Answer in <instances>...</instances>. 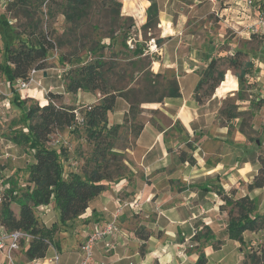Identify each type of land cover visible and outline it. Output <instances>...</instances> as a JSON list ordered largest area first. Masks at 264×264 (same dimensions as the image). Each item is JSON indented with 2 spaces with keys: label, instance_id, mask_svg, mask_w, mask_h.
<instances>
[{
  "label": "rangeland",
  "instance_id": "374dc122",
  "mask_svg": "<svg viewBox=\"0 0 264 264\" xmlns=\"http://www.w3.org/2000/svg\"><path fill=\"white\" fill-rule=\"evenodd\" d=\"M53 1L32 0L28 5H18L17 8L8 9L10 1L0 0V66L5 64L6 47L16 48L28 41L22 34L25 31L29 32L36 28L53 44V49L48 52L43 62V69H31L36 71L33 75L34 83L29 85L27 91L18 94L20 102L23 103L17 106L11 103L12 99H8L0 116V171L2 175L9 176L4 183L11 186L15 181L17 185L10 197L19 194V189L25 190L26 168L33 163V152L14 145L11 137L19 131L27 134V123L24 122L23 116L31 105L41 107L48 102L49 94L62 95V98L54 99L52 103L56 107H71L75 123L71 127L54 130L48 136L45 145L57 152L64 150L65 155L61 157V165L65 176L70 173L82 176L92 170L95 163H101L102 171L110 176L112 182H115L117 176L124 177L130 170L129 179L133 176L132 173H135V168L131 165L128 154L135 147L134 138L139 127L144 128L146 123L162 128L171 126L165 133V140L169 141L170 137L181 142L182 146L176 148L178 157H188L189 166L203 164L201 161L206 165H212L218 161L225 169L218 174L208 176L212 178V182L207 184L213 191V198L219 203L215 218H211L213 222L210 224L211 229L203 226L199 231L193 230L192 237L184 245L178 246V249L182 250L191 264L195 262L200 252L204 253L206 264H242L251 253L260 256L262 258L260 264H264V225L259 231L245 232L242 243L230 240L226 232L229 218L237 217L236 203L243 198H247L248 201L254 200L255 213L264 217V187L253 188L256 179L264 178V164H262L264 161V37L256 35L248 42H240L239 47L229 50V53L223 51L227 49L226 45H218L217 50L224 53L215 55L211 60L216 62L217 73H223L225 77L213 93L209 90L211 85L209 84L198 91V100L195 95L193 96L195 103L200 107V115L195 123L197 132L195 134L192 128L191 135V132L185 133L179 121L173 122L172 114L166 110V103L179 99L168 98L169 90L174 87L173 80L177 84L178 80L173 70L157 69V56H161L160 48L165 43L159 34V13L157 24L143 29L146 15L144 10L143 13L138 9L143 0L135 1L133 7L129 6L132 0H128L127 3L125 0H114L121 5L119 15L111 14L105 5L93 4L86 18L71 24L61 15L59 8L61 0ZM177 1H172L168 6L177 10L188 3L187 0ZM219 7H222V2ZM214 15L217 14L214 13L205 21L211 23L216 19ZM197 25L193 27L195 31L201 28L200 24ZM231 34L232 31L228 30L226 41H230ZM136 45L143 48L141 57L132 55ZM91 48L95 49L92 60H100L104 63L105 89L118 90L121 93V98L116 99L113 110L106 115V127L102 132L104 140L102 139L100 146H96V142L88 137L84 114L98 103L102 98L101 94L97 91L67 94L63 80V76L70 70L88 62ZM238 52L240 55L236 56ZM61 57L65 58L64 62L60 61ZM235 59L238 67L241 65V68L228 69L229 61ZM245 64L250 66L245 67L247 74L241 91L237 93L238 86L234 74H239ZM190 79L193 80V77H185L182 80L184 88L182 92L178 85L183 99L192 92ZM5 83L6 79L0 72V84L5 87ZM213 95L220 98L210 101ZM130 105L133 107L131 111ZM203 105L205 106L202 107ZM227 114L232 115L234 119H227ZM116 125L118 126L116 137L111 141L105 135V131ZM182 133L186 135L180 137L184 135ZM110 141L111 152L108 151ZM102 150L105 153L103 160L99 155ZM4 152L7 153L8 160H4ZM111 153L119 154L117 160L111 161ZM217 154L223 155L220 161L214 159ZM236 162H240L238 167L250 163V170L247 173L245 171H241V174L234 173V169L230 170V168ZM128 179L124 181L127 182ZM224 198H227L229 203H225ZM134 201L137 203V208L139 207L134 209L138 214L130 217L127 229L133 234L137 231L142 236H147L148 241L150 236L156 237L155 233L146 226V223L153 220L149 219V214L142 215L141 200ZM131 202L133 201L121 204L126 205L123 211L129 208L127 205ZM150 203L151 199H148L147 204ZM10 207L17 215L18 206L12 203ZM150 210L156 211L153 207L145 209L148 211L146 213ZM33 212L39 227L50 228L57 219L52 203L45 207H37ZM72 229L73 226L59 228L53 236V242L62 244V247L68 249L74 248L78 239L76 232H71ZM135 236L138 238L136 234ZM180 237L184 239L183 236ZM195 237L197 239L193 240ZM138 240L143 243L140 245L141 251H145L147 241L140 238ZM26 247L27 244L21 245L13 254L11 263L0 255V264H48L45 260L54 256V248L49 247L44 260L29 262L24 256ZM56 253L58 264H64L60 253L58 251ZM135 263L133 259L127 258L120 264Z\"/></svg>",
  "mask_w": 264,
  "mask_h": 264
},
{
  "label": "crops",
  "instance_id": "0c3cea01",
  "mask_svg": "<svg viewBox=\"0 0 264 264\" xmlns=\"http://www.w3.org/2000/svg\"><path fill=\"white\" fill-rule=\"evenodd\" d=\"M172 1L175 0H157L159 34L165 40L160 48L161 56H157V69L173 70L181 92L184 89L182 80L185 77H193V80L190 79L192 92L187 97L183 99L181 93L178 100L166 103V110L172 114L173 122L179 121L185 133L191 132L192 135V128L195 134L197 132L195 123L200 115V107L193 98L200 72L215 55L224 53L217 50L218 45H226L227 49L223 51L229 53V50L239 47L240 42H248L256 35L264 37L263 29L256 34H250L243 29L254 21L261 6L256 4L259 7L252 8L253 12L248 18L243 9L245 0H187L188 3L177 10L168 6ZM221 2L222 7H219ZM142 3H146L145 11L149 2L143 0L140 5ZM214 13L217 14L214 15L216 19L211 23L206 22L205 20ZM197 24H200L201 28L195 31L193 27L198 26ZM228 30L232 31L231 38H228L230 41H226ZM3 90L8 92L7 84ZM217 98L220 97L213 95L210 101ZM169 128L145 124L134 141V149L128 154L135 173H132L133 176L127 182L122 180L110 185L109 190L91 201L85 213L72 223L71 232H76L78 240L72 249L59 245L58 252L64 264H79L82 256L79 245L88 233L93 228L110 222L113 211L120 204L134 200H141L142 215L149 214V219L153 220L146 223V226L156 237L150 236L145 251L141 252L140 245L143 243L127 229L130 217L138 212L126 208L117 221V232L107 238V241L114 245V250L105 253L102 243H98L94 247L93 264H120L127 258L133 259L135 264H191L178 246L184 245L192 237L193 230L199 231L203 226L211 229V218H215L219 203L213 198V191L207 184L212 182V178L208 176L225 169L218 161L212 165L201 161L203 164L189 166L188 157H178L176 148L182 146L181 142L170 137H167L169 141L165 140V133ZM185 133L180 137L185 136ZM215 158L219 160L223 155L217 154ZM239 163L236 162L230 170L234 169V173L238 174L250 170V163L238 167ZM216 177L217 175L215 179ZM148 199H151L150 204H147ZM152 207L156 211L150 210L146 213L148 211L145 209ZM104 209L107 211L104 212ZM137 258L139 260H135Z\"/></svg>",
  "mask_w": 264,
  "mask_h": 264
},
{
  "label": "trees",
  "instance_id": "16d2710c",
  "mask_svg": "<svg viewBox=\"0 0 264 264\" xmlns=\"http://www.w3.org/2000/svg\"><path fill=\"white\" fill-rule=\"evenodd\" d=\"M8 9L17 8L18 5H28L32 0H9ZM36 2V0H34ZM149 2L148 8L145 10L146 23L143 29H147L157 24L159 8L156 0H146ZM51 2H54L51 0ZM56 3V1H55ZM101 4L108 7L113 15H119L120 3L114 0H61L59 8L61 15L71 24H75L81 19L86 18L87 13L92 5ZM5 24V23H3ZM29 30V29H28ZM33 30V31H32ZM31 31L22 33L28 41L21 43L16 48H5V64L0 66V72L6 79L9 99L11 103L20 106L18 93L14 89V84L19 80H26L31 69L42 70L43 62L49 51L53 49V44L47 40L46 35L42 31L33 28ZM95 49H89L88 62L79 67L70 70L63 76L65 81V92L67 94H75L78 91L99 92L102 98L97 104L92 106L85 114L84 121L87 128L88 137L94 140L96 146H100L102 132L106 127V115L111 112L115 106L117 98H121L118 90L105 89L103 83L104 63L100 60H92ZM132 55L141 57L143 48L136 45L132 51ZM240 53H236L239 56ZM61 62L65 61L64 57L60 58ZM246 66L240 70L239 74H234L238 86L239 93L241 91L244 77L247 74ZM238 67L237 59L229 61L228 69L235 70ZM223 73H217L216 62L211 60L207 67L200 73L198 83L194 90L196 100L197 93L204 86L210 85V91L213 93L219 84L224 80ZM174 87L169 90L168 98L178 99L181 97L178 84L173 80ZM62 95L47 96V103L41 107L31 105L23 116L24 122L27 123V134L21 131L11 137L14 145L25 147L33 152V163L26 168L27 180L25 190L19 189V194L11 196L16 188V182L13 181L6 191V198L0 205V224L6 231L20 230L31 236V240L27 243L24 256L27 261L44 260L49 247L59 250V244L53 242V236L58 232L59 228L71 227L72 223L79 219L89 207V203L99 195L107 191L111 183H117L128 179L130 170L123 176H117L115 182L111 181L109 175L102 171L101 163H95L94 168L89 172H85L82 176L77 173H70L67 176L63 174L61 165V157L65 155L64 150L59 152L46 147L48 136L54 130H62L71 127L75 123V116L71 107L53 105L54 99H60ZM133 107L130 105V111ZM229 120L234 119L230 114L226 115ZM118 126H112L105 131V135L115 140ZM143 126H140L136 132L135 139L140 135ZM111 141L108 143V151L111 152ZM100 159H104V151H100ZM118 153H111V161L117 160ZM264 164V161H262ZM106 182V184H105ZM11 187V188H10ZM264 187V178L256 179L254 187L261 189ZM225 203H229L224 198ZM247 203V204H244ZM18 206V214L15 215L11 209V204ZM53 203L56 211V221L50 228L39 227L33 210L37 207H45ZM238 210L237 217H230L226 232L228 238L232 241L242 243L243 234L245 232L259 231L264 225V217H260L255 213V201H248L247 198L236 203ZM261 220V222H260ZM138 238L147 241V236H142L139 232L135 233ZM206 238V237H204ZM209 238V237H208ZM195 237L193 240H196ZM141 251V248H140ZM142 252V251H141ZM262 258L255 253L247 255L246 260L242 264H260ZM207 259L203 252H200L193 264H206Z\"/></svg>",
  "mask_w": 264,
  "mask_h": 264
},
{
  "label": "built area",
  "instance_id": "2783aa9c",
  "mask_svg": "<svg viewBox=\"0 0 264 264\" xmlns=\"http://www.w3.org/2000/svg\"><path fill=\"white\" fill-rule=\"evenodd\" d=\"M256 4L261 6V10L258 11L254 21L248 25H245V27L243 28L250 34H256L260 30H264V0H245L243 9L247 12L249 18L251 13L253 12L252 8L258 6ZM35 73V70H31L28 73V77L26 78V80H19L15 82L14 89L18 94H22L24 91H27L29 89V85L34 81L33 75ZM3 87L4 86L0 84V116L3 114L2 109L6 106L7 100L10 97V92L4 91ZM7 149L8 147L5 148V150ZM3 158L4 160H8L7 153H3ZM8 177L9 176L2 175L0 171V205L5 200V194L7 189L9 188V185L4 183V181H6ZM127 206L129 207V209L134 210L135 208H137V203L133 201ZM125 207V204H120L113 211L112 220L110 222H106L105 224L97 226L93 228L90 233H88V235L79 245V250L82 254L79 264H93L94 247L98 243H102V248L105 253H109L114 250V245L107 241V238L117 232V219L120 217L123 212V208ZM103 211H106V209H104ZM30 240V235L20 230L6 231L0 224V255H3L9 261V263H11L13 254L20 249L21 245L27 244ZM53 251L54 256L50 259L45 260L48 264H58V256L56 250L53 249Z\"/></svg>",
  "mask_w": 264,
  "mask_h": 264
},
{
  "label": "bare ground",
  "instance_id": "6f19581e",
  "mask_svg": "<svg viewBox=\"0 0 264 264\" xmlns=\"http://www.w3.org/2000/svg\"><path fill=\"white\" fill-rule=\"evenodd\" d=\"M125 1H126V3L128 2V0H125ZM124 5H125V4H124ZM130 5L133 7V6H134V2L131 1L130 4H129V6H130ZM144 5H145V3H142V5H140V7L138 8L140 12L144 10V7H145ZM126 9H127V8H126ZM155 67H157V65H155ZM154 69H155V68H154Z\"/></svg>",
  "mask_w": 264,
  "mask_h": 264
}]
</instances>
